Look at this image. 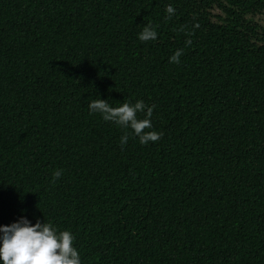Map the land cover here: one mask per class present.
<instances>
[{"label": "trees", "instance_id": "trees-1", "mask_svg": "<svg viewBox=\"0 0 264 264\" xmlns=\"http://www.w3.org/2000/svg\"><path fill=\"white\" fill-rule=\"evenodd\" d=\"M98 98L154 106L159 140ZM21 215L82 264H264V0H0V224Z\"/></svg>", "mask_w": 264, "mask_h": 264}, {"label": "clouds", "instance_id": "clouds-1", "mask_svg": "<svg viewBox=\"0 0 264 264\" xmlns=\"http://www.w3.org/2000/svg\"><path fill=\"white\" fill-rule=\"evenodd\" d=\"M175 8L168 4L165 7V19H171ZM198 27L194 24L193 28ZM157 32L151 24H145L137 33V39L142 42L155 40ZM190 45V39L185 41ZM183 49H176L168 58L169 63H179ZM154 106H146L143 100L135 103L123 101L118 106H111L105 99H92L88 103L90 113H99L104 121H111L121 128L131 129L140 144L159 140L162 133L152 129L151 116ZM143 112V118L138 119L137 113ZM128 135L120 137L121 147L127 142ZM62 170L52 173L53 180L58 178ZM23 212V210H22ZM74 235L69 230H58L51 222H41L39 218L32 223L21 215L16 221L0 224V264H82L80 253L74 246Z\"/></svg>", "mask_w": 264, "mask_h": 264}]
</instances>
